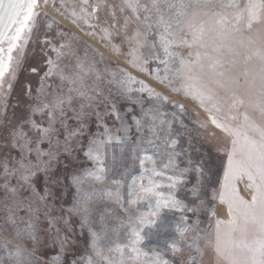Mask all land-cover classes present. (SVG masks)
Returning <instances> with one entry per match:
<instances>
[{
    "label": "snow or ice",
    "instance_id": "6c2138e0",
    "mask_svg": "<svg viewBox=\"0 0 264 264\" xmlns=\"http://www.w3.org/2000/svg\"><path fill=\"white\" fill-rule=\"evenodd\" d=\"M0 264H264V0H0Z\"/></svg>",
    "mask_w": 264,
    "mask_h": 264
},
{
    "label": "rangeland",
    "instance_id": "374dc122",
    "mask_svg": "<svg viewBox=\"0 0 264 264\" xmlns=\"http://www.w3.org/2000/svg\"><path fill=\"white\" fill-rule=\"evenodd\" d=\"M55 14V13H52ZM66 24L68 22H65ZM69 27H71L70 24H68ZM75 30V29H74ZM82 35V34H81ZM85 40L88 41V43H91L94 47L99 48L100 51L105 52L106 55H109V53L107 52V50L105 48H103L97 41L89 38V37H84ZM135 74V73H134ZM142 79H149V82H152L150 80V78L147 77H141ZM158 88V90L164 91L165 94L169 95L170 99L175 100L177 102L183 103L185 104L186 108L188 109V116L191 120H195L197 118V112H199V118L203 119L204 118V114L202 112H200V110L196 107L195 103L187 98H185L183 95L180 94H176L171 92L168 89H164L158 85H155ZM169 110H172L171 106H169ZM219 214H223V210H219ZM203 222H202V227H206L208 225V220L207 218H202Z\"/></svg>",
    "mask_w": 264,
    "mask_h": 264
}]
</instances>
